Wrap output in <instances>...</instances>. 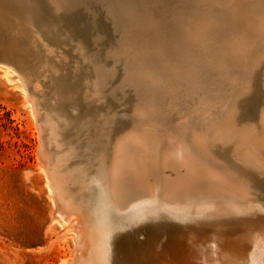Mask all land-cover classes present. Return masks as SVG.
<instances>
[{
  "label": "bare ground",
  "instance_id": "obj_1",
  "mask_svg": "<svg viewBox=\"0 0 264 264\" xmlns=\"http://www.w3.org/2000/svg\"><path fill=\"white\" fill-rule=\"evenodd\" d=\"M24 1L25 17L18 15L23 35L30 30L33 38L65 42L73 36L65 34L59 24L62 19H42L35 26V13L44 17L39 8L43 1ZM102 1L112 37L105 56L88 53L94 86L84 87H88L85 103L94 99L97 107L77 124L61 109V103L70 98L62 88L65 85H55L46 112L40 111L35 98H28L46 132L41 159L52 198L58 200L52 222L78 228L74 264H112L110 221L101 211L92 214L91 197L82 191L83 185L94 183L86 179L91 166L108 200L130 201L125 209L131 224L167 219L154 200L161 191L168 217L190 223L199 215H213L206 222L217 221L216 215H238L229 219L231 224L243 227L239 234L258 248L246 260L223 241L222 249L207 253L208 264H264L260 258L264 256V224L247 223L241 208L264 209V193L252 190L251 181L231 167L237 161L254 170V178H264V0ZM48 2L60 18L75 21L79 0ZM210 25L213 31L208 30ZM117 67L121 80L110 89L108 82L117 75ZM10 69L4 67L11 81L17 74ZM125 87L133 91L136 103L133 113L125 114L130 121L117 127L121 113L103 107L108 89L115 95ZM88 96L93 99L87 100ZM250 104L256 107L254 120L245 119ZM70 130L72 135L66 137ZM82 137L91 146V155L78 153L75 142ZM139 201L147 203L146 209L135 208ZM194 251L199 255L204 250L197 246Z\"/></svg>",
  "mask_w": 264,
  "mask_h": 264
},
{
  "label": "rangeland",
  "instance_id": "obj_2",
  "mask_svg": "<svg viewBox=\"0 0 264 264\" xmlns=\"http://www.w3.org/2000/svg\"><path fill=\"white\" fill-rule=\"evenodd\" d=\"M6 5L5 1L0 0V13L3 15V11L7 8ZM18 15H15L17 18L15 19V27H13L16 34L6 38L11 51L14 50V52L12 56L8 57L9 63L0 65V264H74L78 253L75 245L77 244L75 238L78 234L76 231L78 228L76 225L74 229L63 228L57 222H52L55 216V202L48 183L45 164L41 159V130L39 129V121L37 122L39 118L35 112V104L28 98L29 96L35 98L40 111L46 112L47 102L54 97L55 87L60 86V84H62L61 86L65 85L62 88L70 98L61 103V109L71 119L72 117L67 110L68 105L77 104L79 99L85 103V90L88 87L85 89L84 87L86 85L93 87V79L90 77L91 79L86 81V85L85 82L82 84L76 81L68 83L65 81L66 75L61 74V71L70 64L75 67V74L83 75L81 67L86 63L88 65L87 56L92 54L98 57L99 52L96 51V48L91 47L86 36L81 35V33L78 35V31L66 30L62 21L59 24L62 25L65 34L72 35L73 33L69 41L65 42L60 38H58L59 40L57 38H48V40L43 37V39H36L33 38L30 30H27L23 35L18 30V25L21 24ZM34 17L37 19V22L34 23L35 26H39L38 21L45 19L39 13H35ZM78 19L79 17L76 16L75 21ZM65 34L63 33L62 36L65 37ZM15 35L18 37V41L13 40ZM61 41L64 43H60ZM58 42L59 45L56 44ZM84 48H86L85 51ZM48 49L53 51L50 52ZM86 60L88 61L86 62ZM54 65L57 66L54 68ZM4 67L11 68L13 74L18 76L13 75L14 79L8 80ZM119 70L118 68L117 75L108 82L110 89L116 87L121 80L118 74ZM46 78H49L53 84L50 91L42 90V83ZM30 84L31 93L28 91ZM107 91V102L103 108L107 109L108 107L112 113H121L122 115L119 116H123L127 112L133 113L136 98L132 94V90L130 91L125 87L123 92L115 91V95L110 94L109 89ZM91 94L94 95L95 92L93 91ZM117 94L121 95V99L125 101L128 99L127 96H131L129 101L125 102L128 104V111L120 110L126 106L125 104L115 107L110 103L109 100L112 96ZM92 99L88 96L87 100ZM92 104L95 105L93 108L97 107L94 104V99ZM93 108L81 119L84 120L88 117ZM97 113L102 114L103 112L97 110ZM245 113L246 120H254L256 107L250 104ZM101 117L104 119V116ZM78 122L81 120H76V123ZM76 123L73 122L75 126ZM124 123L116 121L117 127H122ZM71 135L70 130L66 137ZM44 138H46V134ZM219 161H225V159ZM225 162L231 165L229 161L226 160ZM240 174L251 181L252 190H257L263 195L264 178Z\"/></svg>",
  "mask_w": 264,
  "mask_h": 264
},
{
  "label": "water",
  "instance_id": "obj_3",
  "mask_svg": "<svg viewBox=\"0 0 264 264\" xmlns=\"http://www.w3.org/2000/svg\"><path fill=\"white\" fill-rule=\"evenodd\" d=\"M3 1L7 4V8L3 11L4 15L0 13V65L9 63L8 57L12 56L14 52L11 51L10 44L7 42L6 38L14 32L13 27H15V19L17 18L15 15L21 14L25 17L26 9L25 3L23 4V2H25L24 0ZM42 1L43 3L40 4L39 8L42 10L41 13L45 20L62 19L61 21L66 30L78 31V35L81 33V35L87 37L91 47L96 48L99 55H106L112 33L111 24L102 5V0H79L80 5L77 7V16L79 19L75 22L71 21L68 16L63 17L64 19L60 18L57 13H55L54 9L50 7L48 0ZM23 20H25V18ZM210 26H207L208 30L210 29L209 31H213L214 26ZM74 68L75 67L69 64L66 68L64 67L62 69L63 71H61V74L66 75L65 81L68 83L76 81L81 84L85 82L86 85V81L91 79L90 67L87 64L82 65L81 73H83V75L75 74ZM86 78L88 79L85 80ZM51 83L49 78H46L42 83V90L50 91L53 85ZM81 88L83 89V87ZM28 91L30 93L32 92L31 84ZM118 94L114 97L112 96L109 100L115 107L125 104L126 101H129V97H131L127 96L128 99L125 101L121 99L122 97ZM125 105L126 106L120 110L125 109L128 111L129 107L127 104ZM94 106L93 104L88 105L84 103L83 100L79 99L77 104L68 105L67 110L72 118L82 120L81 118L85 117ZM129 119L127 115L116 118L118 123L128 122ZM37 122L41 130V144L43 145L45 133L40 117L37 119ZM84 140V137H82L80 142H78V153L91 155V146H87V140ZM232 169L245 176L254 177L255 174L253 172L254 170L248 169L244 164L237 161L232 162ZM89 170L90 174L87 175L88 177L86 179L94 183L87 188L83 185L84 190L82 191L86 192L91 197L90 199L93 203L92 206L90 205V208L93 210L92 214H97L98 211H101L106 215L108 218L107 220L110 221L109 247L112 264H208L209 255L207 253H213L216 250L222 249L223 241L231 243L233 249L236 250L241 257H245L246 260L254 250L258 249L256 246L254 248L253 242L249 237L243 238L242 234H239V230H244L243 227L238 226L237 222L231 224V220L229 219H237L238 215H216L217 221L206 222L207 219L213 217V215L207 214L204 216L199 215L200 217L194 219L190 223L181 222L175 217H168L170 211L167 207H163V195H161V191L159 192L160 195L157 194L154 200L161 211L166 214L167 219L161 217L156 221L149 220L150 222L145 224H131L128 219V210L125 209L130 201L125 204H114L113 201L108 200L109 198L107 196L105 197V193L100 191V183L95 182L97 177H95V172H92V166ZM86 179L85 182H87ZM50 185L52 186V183ZM259 194L261 195L262 193ZM55 203L58 204L57 199H55ZM216 204L228 205L231 206V208H234L236 205L223 201H217ZM147 206L146 202L139 201L136 203L135 208L146 209ZM241 208L244 209L242 215L248 219L247 223H257V225L264 224V209L257 212H250L245 206ZM262 208H264V206H262ZM143 213H146L145 210ZM163 225H167V227L163 228ZM223 232L225 233V237L222 234ZM236 244L238 245L236 246ZM197 246L202 247L204 250L203 253L199 255L195 253L194 248ZM225 255L229 257L232 254L225 253ZM260 258L262 259L264 256ZM244 263L245 262H229V264Z\"/></svg>",
  "mask_w": 264,
  "mask_h": 264
}]
</instances>
